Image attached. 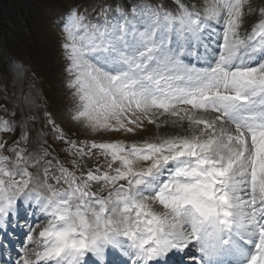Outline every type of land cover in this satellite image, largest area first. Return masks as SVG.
<instances>
[{"label":"snow or ice","instance_id":"6c2138e0","mask_svg":"<svg viewBox=\"0 0 264 264\" xmlns=\"http://www.w3.org/2000/svg\"><path fill=\"white\" fill-rule=\"evenodd\" d=\"M59 27L73 121L185 133L78 141L50 120L61 162L0 120L18 131L0 138V231L21 205L37 217L8 264H264V0L74 4Z\"/></svg>","mask_w":264,"mask_h":264},{"label":"rangeland","instance_id":"374dc122","mask_svg":"<svg viewBox=\"0 0 264 264\" xmlns=\"http://www.w3.org/2000/svg\"><path fill=\"white\" fill-rule=\"evenodd\" d=\"M256 0H254L255 2ZM85 0H67V5L63 11H57L58 16L54 18V21H48L44 26L43 30L41 31V36L45 39L44 43L50 46L52 53L49 57H45L44 63L41 67V70L44 71L46 74L52 70L51 75L48 76V79L52 81L51 85L55 88L53 108L57 119L64 124L66 127H70L72 130L78 131L79 140H88V139H95L97 142L101 140H115L120 139L124 140L125 142H139L143 139H156L158 137H162L165 135H172V134H184L185 129L180 127L178 124H173L171 119L166 116H159L157 119L156 124H150L147 120L143 122L145 125L144 128L137 129L133 133H102L96 134L85 127H83L78 122L73 121L72 113H73V101L71 90L67 86L68 75L65 71L66 62L62 55V49L60 47L61 44V29L59 27V19L60 14L64 13L68 8L72 7L74 4H84ZM53 16V13H49ZM249 23V21H248ZM24 63L29 62L23 59ZM52 62V64L50 63ZM22 61L16 65L15 63L9 66L10 77L3 78V81L6 84V88L12 90L13 94L15 92L14 104L16 107L14 108V112H11L13 116L10 115L9 108H7L6 104L0 103V120L11 119V117H16L15 115L18 114L17 125L24 127L26 130H29L30 136L32 131L34 130L33 126L36 124V120H32V118L38 116V122L35 125V130H37L39 123H41L42 118L40 117V111H38V102L42 97L41 90L39 86L27 88L28 77L25 74L26 69L24 68V63ZM30 68V67H29ZM34 71V67L30 68ZM47 96L48 92L46 91ZM11 97L8 96L5 100ZM13 100H10L12 102ZM20 109V111H19ZM10 116V118H9ZM165 120H168V123H164ZM186 123V122H185ZM159 124V127H157ZM12 134L15 133H3L0 132L1 138H11ZM18 134V131L17 133ZM46 133L44 132H37L36 140L34 138L31 140V144L35 145L38 143H42L41 137L44 140L46 139ZM59 139H56V143ZM62 143V142H61ZM23 146V145H21ZM31 151V148H29ZM11 155V154H10Z\"/></svg>","mask_w":264,"mask_h":264},{"label":"trees","instance_id":"16d2710c","mask_svg":"<svg viewBox=\"0 0 264 264\" xmlns=\"http://www.w3.org/2000/svg\"><path fill=\"white\" fill-rule=\"evenodd\" d=\"M66 5L67 0H0V103L6 104L7 108L15 107L14 101L10 102L12 92L5 88L3 81L9 77L8 60L17 57L27 60L39 77L37 73L45 57L52 53L50 46L44 43L41 31ZM8 96L12 98L6 101Z\"/></svg>","mask_w":264,"mask_h":264},{"label":"bare ground","instance_id":"6f19581e","mask_svg":"<svg viewBox=\"0 0 264 264\" xmlns=\"http://www.w3.org/2000/svg\"><path fill=\"white\" fill-rule=\"evenodd\" d=\"M251 27V26H250Z\"/></svg>","mask_w":264,"mask_h":264}]
</instances>
